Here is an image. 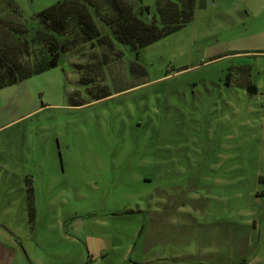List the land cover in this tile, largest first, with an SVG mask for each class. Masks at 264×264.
I'll use <instances>...</instances> for the list:
<instances>
[{"label":"rangeland","instance_id":"obj_1","mask_svg":"<svg viewBox=\"0 0 264 264\" xmlns=\"http://www.w3.org/2000/svg\"><path fill=\"white\" fill-rule=\"evenodd\" d=\"M62 1L0 0V42ZM120 1L145 22L156 3ZM115 46L0 87V164L30 175L34 226L62 215L64 264L90 263L87 236L114 248L100 264H264V0H196L179 29Z\"/></svg>","mask_w":264,"mask_h":264},{"label":"trees","instance_id":"obj_2","mask_svg":"<svg viewBox=\"0 0 264 264\" xmlns=\"http://www.w3.org/2000/svg\"><path fill=\"white\" fill-rule=\"evenodd\" d=\"M102 1L112 10L108 19L100 16L94 0H66L36 14L39 28L33 33L25 24L8 27L9 40L0 42V87L56 67L60 53H69L79 43L104 45L110 51L120 44L137 51L189 23L196 6V0H156L154 12L145 22L140 18L142 9L135 11L120 0ZM144 10L149 12L148 7ZM96 19L107 31L104 37ZM120 57L118 52L115 59ZM80 82L88 81L81 77ZM27 194L31 203L30 188Z\"/></svg>","mask_w":264,"mask_h":264},{"label":"crops","instance_id":"obj_3","mask_svg":"<svg viewBox=\"0 0 264 264\" xmlns=\"http://www.w3.org/2000/svg\"><path fill=\"white\" fill-rule=\"evenodd\" d=\"M29 178L23 167L14 169L9 161L0 164V264H64V238L71 237L64 234L63 217L56 211L54 225L34 226V188ZM14 223L18 226L9 236L6 232ZM86 238L89 264L106 262L114 248L104 239Z\"/></svg>","mask_w":264,"mask_h":264},{"label":"water","instance_id":"obj_4","mask_svg":"<svg viewBox=\"0 0 264 264\" xmlns=\"http://www.w3.org/2000/svg\"><path fill=\"white\" fill-rule=\"evenodd\" d=\"M246 93L247 94H250V95H255L256 94V91L253 87H250L246 90Z\"/></svg>","mask_w":264,"mask_h":264},{"label":"flooded vegetation","instance_id":"obj_5","mask_svg":"<svg viewBox=\"0 0 264 264\" xmlns=\"http://www.w3.org/2000/svg\"><path fill=\"white\" fill-rule=\"evenodd\" d=\"M248 88H250V87H248Z\"/></svg>","mask_w":264,"mask_h":264}]
</instances>
